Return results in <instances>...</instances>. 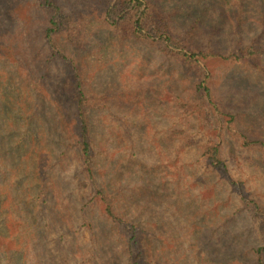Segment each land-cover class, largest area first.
<instances>
[{
  "label": "trees",
  "instance_id": "trees-1",
  "mask_svg": "<svg viewBox=\"0 0 264 264\" xmlns=\"http://www.w3.org/2000/svg\"><path fill=\"white\" fill-rule=\"evenodd\" d=\"M259 1L260 14L255 28L249 31L248 24L245 25L248 4L244 0H0V100L6 95L4 86L9 83L18 87L27 83L38 99H45L39 100L37 105L34 102L26 111V124L19 132L17 140L20 142L15 147L26 155L21 147L26 145L29 134L44 127L43 108L50 114L53 110L57 112L58 124L65 136L60 135L56 142L58 152L55 150L54 154L58 156L35 172L34 196L43 195L44 185L51 176L48 172L70 155L75 157L79 173L87 174L90 179L86 194L74 201L71 208L59 210L61 200L58 197L56 204L60 220L71 218L76 225L75 231L89 235L82 258H99L101 264H118V261L149 264L156 254L151 239L157 231L149 223L150 216L144 214V207L128 202L131 187L125 189L121 181L111 185L103 176L101 165L110 160L113 143L97 127V121L102 118H115L113 108L121 109L123 120L128 122L137 109L153 105L159 98L153 85L155 81L145 77L136 85L137 72L131 71L129 76H123L126 88L122 98L114 88L96 90L90 83L89 56L95 60L102 56L110 58L117 56V51L121 56L128 53L130 59L139 60L144 48H148L153 50L154 61L179 60L189 70L181 92L176 91L178 83L171 84L168 80L162 89L168 97L169 111H181L185 116L194 117L210 115L218 132L214 139L194 147L191 164L203 168L204 174L215 180L212 186L225 197L223 202L215 204L212 216L208 217L209 223L201 220L197 223L195 235L203 251H218L226 246L222 251L225 256L227 245L239 234V220L246 213L255 218L258 212L264 221V212L251 196L248 184L230 173L221 140L225 126L228 135L243 139L244 147L264 146V122L256 128L249 126L253 120L245 106L243 97L246 95L236 98L230 92V87L238 89L239 84L230 83L232 79L222 76L223 71L218 66L239 65L245 60L255 75L260 78L264 75V0ZM223 5L230 19L227 25L220 19L219 22L213 13L222 10ZM22 18L23 29L28 22L39 25L34 37L38 42L32 52L26 50L24 42L11 41L14 31L7 22L17 24ZM245 28L249 34H245ZM19 35H24L23 40H26L27 34ZM33 53L38 54V58L31 62L29 56ZM28 71L35 75L26 77ZM45 103L46 106L40 108ZM51 115L54 119L55 115ZM222 116H226L224 121ZM121 125L127 132L124 123ZM106 133L112 134L108 130ZM188 143L184 139L172 144L166 162L167 166L177 168V186L184 172L178 158L182 152L190 150ZM12 152L16 153L14 164L20 163L23 158L20 152H15L14 148ZM9 162V159L4 161L0 153V177H5L3 179H9L12 170L6 164ZM2 188L0 186V192H5L0 196V264H51L41 247L27 258L25 250L29 239L36 241L39 234L43 243L45 237L37 232L35 225H30L31 211L27 213L19 204L21 195L30 192L29 187L16 190L10 201L6 198L9 193ZM175 196L177 198L178 194ZM166 197L164 194L163 198ZM20 215L27 218L25 224ZM125 225L128 231L124 230ZM261 235V244L238 254L248 255V258L236 260L235 264H264V229ZM110 254L118 260L113 262ZM166 261L163 255L152 264H168Z\"/></svg>",
  "mask_w": 264,
  "mask_h": 264
},
{
  "label": "rangeland",
  "instance_id": "rangeland-1",
  "mask_svg": "<svg viewBox=\"0 0 264 264\" xmlns=\"http://www.w3.org/2000/svg\"><path fill=\"white\" fill-rule=\"evenodd\" d=\"M244 1L248 4L245 25L248 24L249 31H253L260 14V1ZM213 13L223 25L230 22L224 5L218 13ZM22 22L23 18L17 24L12 21L7 22V26L14 31L15 37H12L11 41L16 44L24 42L26 50L32 52L38 42L34 37L39 25L28 22L23 29L21 28ZM20 33L27 34L26 40H23L25 36L19 35ZM246 33L249 34L245 28ZM221 43H224V39H221ZM116 53L117 56L111 55L110 58L102 56V60L88 57L91 86L96 90L114 88V92L122 98L126 88L123 86L125 82L123 76L136 71L139 79H136V85L143 78H150V81H155L153 85L157 88L159 97L153 105L137 109L128 122L121 116L123 111L117 108L112 109L116 119L107 117L97 121L98 129H101L105 136H109L105 138H109L113 143L110 149L112 153L110 160L101 165L102 171L105 172L103 176L111 185L121 181L123 186H126L125 189L131 187L128 202L144 207V214L150 216V225L153 230L157 229L154 231L155 238L151 239L152 249L156 251V254L149 264L156 262V259L163 255L167 258L168 264H174V262L176 264H235L236 260L247 259L248 255L244 257L238 254L262 242L264 221L258 212L255 213V218H251L246 213L242 220H239V234L235 235L232 242L227 245L228 251L225 256L222 255V251L226 246L220 247L218 251H203L195 235L198 221L209 223L208 217L212 216L215 204L223 202L225 197L220 195L217 187L212 186L215 180L206 176L203 168L191 165L192 158H194V147L197 148L201 142L217 136L213 117L210 115L185 116V113L181 111H169L166 104L168 97L162 89L166 81L168 80L171 84L178 83L176 91L181 92L189 70L179 60L163 63L154 61L153 50L149 51L148 48H144L140 54L141 57H138L139 60L130 59L127 56L128 53L125 56L119 55L117 51ZM37 58L38 54L33 53L29 56V61H37ZM242 62L239 65L218 66L223 71L222 76L232 79L230 83L239 84L238 89L234 86L230 87V92L236 98L246 95L243 97L246 99L245 106H248L246 109L249 118L253 120L250 121L249 126L256 128L264 122V75L260 78V75H255L250 64L245 60ZM34 75L35 72L28 71L25 76L31 78ZM19 81L20 79L17 82ZM4 89L6 95L0 100L2 107L0 109L2 118L0 121V153L4 161L10 160L6 164L12 170L9 172V179L0 177V186L9 193L6 196L8 201L11 200L16 190H20L23 186L29 187L30 192L21 195L19 204L20 207H25L27 213L31 211L29 217L32 223L30 225H35L37 232L45 235L43 243H41L39 234L36 241L29 239L25 250L27 258L34 253V250L43 248L45 250L43 255L51 261V264H101L99 258L94 260L82 258L81 253L85 249L89 235L75 231L76 225L71 218L69 217V221L60 220L57 213L56 204L60 200L59 210L64 207L68 210L72 204L74 205V201H78L89 189V176L79 173L75 157L70 155L58 166L54 165L52 171L49 169L48 174L51 176L44 185L43 195L37 197L33 194L36 191L32 187L36 182L35 172L40 168L43 169L58 156L54 154V151L58 150L56 142L60 135L62 138L65 137L62 126L58 124L60 117L53 110L51 114L55 115L54 119L57 116L54 120L49 111L44 110L45 108L41 109V114L45 118L44 127L39 128L38 131L34 130L27 136L26 145L21 147V150L26 152L25 155L15 146L19 145L18 135L26 124V111L32 108L34 102L37 105L40 104L39 100L45 99L44 97L38 99L27 83L21 84L20 87L9 83V86H4ZM45 106L46 103L40 108ZM225 119L226 116L221 117L222 121ZM123 123L127 132L121 125ZM224 128L225 126L221 140L224 145L223 151L228 158L229 171L234 178H240L248 184L251 196L264 212V146L244 147L241 144L243 139L228 135ZM107 130L112 134L106 133ZM184 139L189 141L190 150H185L178 158L179 163L183 164L184 172L180 177V185L177 186L175 184L178 178L177 168L167 166L166 162L172 144H177ZM13 148L23 157L18 164H14L16 158L14 159L13 155L16 153L12 152ZM4 192L1 191L0 196ZM164 194H167L165 199ZM176 194H178L177 198ZM25 197L27 200L24 199ZM165 201H167L166 205H164ZM128 202L124 203L125 208ZM19 218L23 224L27 222L24 216L20 215ZM72 224L75 226L71 227ZM124 230L128 231L126 225ZM124 244L126 246V239ZM113 255L110 254V259L116 262L118 257H113ZM118 264L122 262L118 261Z\"/></svg>",
  "mask_w": 264,
  "mask_h": 264
}]
</instances>
